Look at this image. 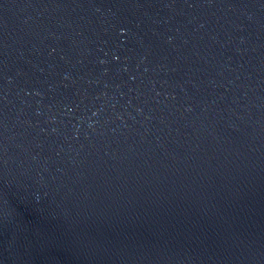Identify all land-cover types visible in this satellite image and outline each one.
<instances>
[{
    "label": "water",
    "instance_id": "1",
    "mask_svg": "<svg viewBox=\"0 0 264 264\" xmlns=\"http://www.w3.org/2000/svg\"><path fill=\"white\" fill-rule=\"evenodd\" d=\"M0 264H264V0H0Z\"/></svg>",
    "mask_w": 264,
    "mask_h": 264
}]
</instances>
